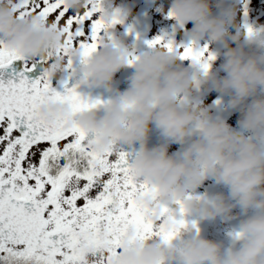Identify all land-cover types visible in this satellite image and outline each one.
I'll return each mask as SVG.
<instances>
[{"label":"clouds","instance_id":"clouds-1","mask_svg":"<svg viewBox=\"0 0 264 264\" xmlns=\"http://www.w3.org/2000/svg\"><path fill=\"white\" fill-rule=\"evenodd\" d=\"M66 4L78 12L95 6L105 36L131 16L130 9L115 0H66ZM16 5L17 0H0V45L29 62L53 57L45 66L53 79L72 70L74 64L70 66L67 58H55L66 47L65 31L42 15L21 18ZM169 13L182 25L193 24L192 47L199 41L222 44L225 76L199 60L182 67L180 62L186 60L175 47L150 44L149 50L138 54L136 44L111 38L87 58L78 48L70 49L69 55L81 62L78 92L103 89L115 93L114 98L79 113L71 103L52 101L41 106L38 118L52 126L81 128L92 138L90 148L96 153L140 146L131 172L137 183L153 189L141 195L140 204L153 223L177 234L168 241L144 239L130 227L111 264H264V27L237 25L233 34L230 27L237 13L228 0H172ZM214 56L213 61L218 59ZM128 68L135 69L130 86L118 91L116 75ZM204 88L230 98L229 107L240 112V130L203 104L196 94ZM153 126L164 140L157 147L149 146ZM171 144L183 146V151L170 154ZM210 179L229 194H200ZM236 208L246 218L230 234L231 246L204 238L198 221L188 220L228 222L238 219L233 214ZM174 220L187 226L177 230ZM109 247L87 248L85 255H104Z\"/></svg>","mask_w":264,"mask_h":264},{"label":"snow or ice","instance_id":"snow-or-ice-1","mask_svg":"<svg viewBox=\"0 0 264 264\" xmlns=\"http://www.w3.org/2000/svg\"><path fill=\"white\" fill-rule=\"evenodd\" d=\"M16 6L21 18L42 15L65 31L66 47L55 58L64 56L70 66V49L87 58L111 39L95 6L82 12L68 8L66 0H17ZM151 44L175 47L184 60L203 61L206 68L215 59L207 47L174 46L163 38ZM53 59L29 62L0 45V73L23 61L12 79L0 78V264H111L130 227L144 239H173L177 233L153 223L140 204L141 195L153 189L137 183L127 153H96L81 128L38 118L41 106L52 101L71 103L75 113L103 103L82 96L68 80L59 91L45 68L38 72V64ZM173 223L177 230L187 226ZM105 244L110 247L104 255L86 257L85 249L103 250Z\"/></svg>","mask_w":264,"mask_h":264},{"label":"flooded vegetation","instance_id":"flooded-vegetation-1","mask_svg":"<svg viewBox=\"0 0 264 264\" xmlns=\"http://www.w3.org/2000/svg\"><path fill=\"white\" fill-rule=\"evenodd\" d=\"M243 2V7H239L236 4V0H230L228 3L235 8L236 17L233 24L234 33L237 32L236 26L241 27V20L244 21V26L254 25L257 27H264V0H239ZM172 0H115V4L123 6L126 9H130L131 16L127 21L122 24L116 25L115 29L112 30L110 36L112 39H115L125 45L136 44L137 53L149 50V45L155 38L156 27H161L162 32H160L161 37H165V41L175 43L176 39H181L183 41H192L190 32L193 28V24L188 23L182 25L175 19L170 16L169 10L171 7ZM213 3H216V0H213ZM219 14V10H216ZM176 33L179 34V38H176ZM179 46V44L175 43ZM206 47V45H204ZM213 54V53H212ZM76 60H74L75 62ZM35 62V61H34ZM81 63V62H80ZM181 66L184 68L190 67V61H181ZM46 66V65H45ZM126 70H122L116 75V84L125 76ZM72 70L63 74L59 80H55L54 84L59 86L62 82L70 75ZM213 72L218 73L220 77L226 75L223 72L222 67L214 69ZM129 88V84L125 85L123 89L119 90L121 92L126 91ZM80 94L86 98H91L93 100L102 99V96L108 94L106 90L103 89H80ZM114 94V93H113ZM199 98L203 100L205 106H209L212 110L213 115L221 116L227 120V122L236 130L239 128V118L240 115L236 114L238 110H233L229 107V97L225 100V96H221L219 93L208 88L202 89L199 93L196 94ZM221 104V107L216 108L217 103ZM234 124H237L235 128ZM154 139V144L152 147L160 146L164 143V140L160 136L158 130L153 126V131L151 133L150 142ZM150 146V145H149ZM139 145L136 146V148ZM151 147V146H150ZM125 153L132 151L126 146L122 149H119ZM183 151V146L177 144H171L169 147L170 154H178ZM200 194L214 195L218 193H223L224 195L229 194V190L222 185H217L213 180H208L205 182L204 186L199 190ZM234 215L238 219L225 222L224 219L218 218L214 221H203L198 220L197 217H189V223L193 221H198L200 231L204 238L221 242L225 246H231L234 241L231 238V233L238 229L240 223L246 216L243 215L240 208L234 209ZM189 234L185 233L184 238H187ZM154 239H159V237H154ZM151 242V241H149ZM239 247V244H237ZM97 257L88 258L90 261L96 259Z\"/></svg>","mask_w":264,"mask_h":264},{"label":"water","instance_id":"water-1","mask_svg":"<svg viewBox=\"0 0 264 264\" xmlns=\"http://www.w3.org/2000/svg\"><path fill=\"white\" fill-rule=\"evenodd\" d=\"M43 67H44V65H39L38 64V72L40 74H42V72H43ZM80 67H81V63H80V61L78 59H76V61L74 62V68H73L71 74L66 79V80L69 81V86H73V87L76 86L77 79H78L76 73L79 71ZM22 70H23V61L15 62L11 68H9L8 70H6L3 73H0V78H2L5 81H7L8 79H12L13 78V74H18ZM134 73H135V69L134 68H128L126 70L125 76L115 86L116 89L118 91L123 89V87L125 85H127V83L130 86V78L134 75ZM31 78H35V77H31ZM83 89H86V88H83ZM58 90L61 91V92L64 91L62 84L58 86ZM114 95H115V93L114 94L113 93L105 94L104 96H102L101 100L103 102H107L108 100L114 98ZM152 144H154V139L153 138H152V141L149 143V145L152 147ZM139 147H137V148L133 149L131 152L127 153L128 154V158H129V163H131L134 160V158H135V156L137 154V150L139 149Z\"/></svg>","mask_w":264,"mask_h":264},{"label":"rangeland","instance_id":"rangeland-1","mask_svg":"<svg viewBox=\"0 0 264 264\" xmlns=\"http://www.w3.org/2000/svg\"><path fill=\"white\" fill-rule=\"evenodd\" d=\"M228 1H230V0H228ZM236 4L239 6V7H243V2H239V0H236ZM244 21L243 20H241V29H243V27H244ZM237 28V27H236ZM234 29H233V26L232 27H230V31L233 33V34H235L234 33V31H233ZM160 32H162V28L161 27H156V30H155V35H154V37L155 38H163V39H165V37H161L160 36ZM176 38H179V34H177L176 33ZM176 41H177V43L179 44V46H192V44H193V40L192 41H190V40H188L187 42L186 41H183V40H181L180 38L179 39H176ZM176 41H175V43H176ZM168 42H169V40H168ZM196 43V47L197 48H204V45H206V47L209 49V51L211 52V53H213L214 55H216L217 57H218V59H216L215 61H212L211 62V64H212V70H214V69H218L219 67H221L222 66V64H223V56H222V53L225 51V49L223 48V46H222V44H210L209 42H207V41H199V42H195ZM236 45H234L233 44V47H235ZM63 76V74L60 76V77H62ZM55 80H59V79H54V81ZM228 97H226L225 96V98L223 99V100H225V99H227ZM236 114H239L240 115V112L239 111H237L236 112ZM234 126H235V128H237V124H234ZM91 256H89V257H87V258H90Z\"/></svg>","mask_w":264,"mask_h":264}]
</instances>
